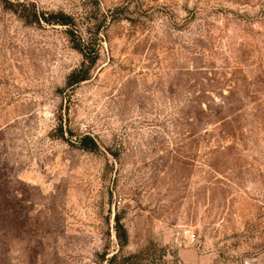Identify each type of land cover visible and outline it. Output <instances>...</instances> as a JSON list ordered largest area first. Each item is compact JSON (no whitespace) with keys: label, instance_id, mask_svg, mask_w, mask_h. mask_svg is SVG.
<instances>
[{"label":"rangeland","instance_id":"1","mask_svg":"<svg viewBox=\"0 0 264 264\" xmlns=\"http://www.w3.org/2000/svg\"><path fill=\"white\" fill-rule=\"evenodd\" d=\"M32 1L76 16L90 4ZM97 1L91 9L129 4L134 23L109 30L92 79L73 91L66 78L83 55L67 28L27 25L0 1V159L36 188L38 264H98L99 253L118 248L116 212L130 232L128 250L153 241L162 264H264V122H241V157L228 162L216 190L203 187L216 176L211 150L232 139L219 140V125H204L200 135L211 136L188 153L178 122L169 121L182 104L175 99L182 83L173 84L181 70L202 64L203 51L206 63L235 64L247 45L256 54L249 64L264 65V0ZM69 128L94 135L101 150L71 144Z\"/></svg>","mask_w":264,"mask_h":264},{"label":"trees","instance_id":"2","mask_svg":"<svg viewBox=\"0 0 264 264\" xmlns=\"http://www.w3.org/2000/svg\"><path fill=\"white\" fill-rule=\"evenodd\" d=\"M5 11L14 13L25 24H50L65 26L66 33L73 47L83 55L81 64L73 69L66 78L65 89L73 91L81 83L92 79L94 70L101 57L103 40L109 39V30L125 20L134 23L129 4L117 3L105 11L92 8L89 0L85 15L76 16L63 9L44 10L32 0H0ZM98 4V1L95 0ZM244 1V0H237ZM251 2L252 0H246ZM247 2V3H248ZM201 56L202 64L195 63L192 68L182 72L180 91L175 99L181 106L171 114L170 122H178L182 129L181 140L185 152L192 150L201 138L207 140L211 133L200 135L204 125H219V140L232 139L231 143L221 146V142L212 148L209 167L216 174L213 180L204 181L203 187L213 185L216 190L222 189L225 175L228 174V162L238 161L242 153L245 132L244 124L251 116L253 122H264V65L256 68L253 61L256 54L253 49L242 45L235 64L227 58L218 64L214 60L206 63L205 52ZM207 64V65H206ZM256 65V64H255ZM254 67L257 73H252ZM180 73V74H181ZM179 80V79H178ZM227 90V92H225ZM179 91V92H180ZM172 91L171 97H174ZM220 98V100L217 99ZM251 109L248 106L252 105ZM249 109V110H248ZM262 116V120L260 119ZM59 137L65 138V130L60 124ZM68 132L76 139L69 142L78 148L91 153H98L101 145L98 139L89 132ZM108 151L110 148H107ZM188 159V155H183ZM185 159V160H186ZM221 159L224 167L217 166L215 160ZM236 163V162H235ZM235 165V164H233ZM6 162L0 159V264H38V209L36 208V188L10 173ZM226 191V190H225ZM263 212L264 205L261 207ZM261 225L253 222L252 230ZM114 232L118 248L114 252L104 251L98 254V264H162L163 251L150 241L140 250L129 251L130 232L121 212L114 216ZM15 255V257H14Z\"/></svg>","mask_w":264,"mask_h":264}]
</instances>
